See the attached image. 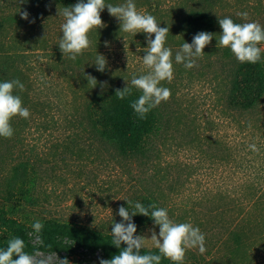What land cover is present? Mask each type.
I'll use <instances>...</instances> for the list:
<instances>
[{
	"label": "rangeland",
	"instance_id": "rangeland-1",
	"mask_svg": "<svg viewBox=\"0 0 264 264\" xmlns=\"http://www.w3.org/2000/svg\"><path fill=\"white\" fill-rule=\"evenodd\" d=\"M134 3L138 11L155 16L160 27H169L166 46L172 49L174 64L173 80L161 82L171 97L157 106L168 119L167 126L143 155L119 154L98 138L75 133L70 122L103 82L122 87L128 82L131 87L133 76L147 73L141 59L147 34L120 31L121 22L105 8L101 12L105 27L93 29L91 46L72 60L63 57L58 46L64 23L58 8L64 7L53 0L35 4L0 0V77L24 84V90L16 88L14 95L30 111L27 119H12L11 138L0 137V248L19 237L27 253L52 256L54 264L55 256L70 264H99L101 258L112 259L126 247L112 245L111 225L122 221L119 207L146 197L167 209L175 222L191 223L205 234L206 252L188 250L183 264H238L244 249L236 248L229 232L243 216L238 199L251 193L254 182H264V96L249 110L229 103L240 62L229 48L217 47L222 33L218 18L264 26V0ZM22 11L29 13L27 20L21 18ZM191 11L211 20V28L204 31L214 36L196 66L186 69L175 63L174 56L201 32L186 26L184 18ZM242 12L248 13L247 20L237 15ZM260 47L257 63L264 73V44ZM98 53L107 60L104 72L94 64ZM86 75L97 79L96 87L88 86ZM244 218L240 227L247 231V244L264 236V204ZM36 221L43 225L39 234L43 243L32 228ZM133 222L135 235L150 238L152 230L159 233L148 216L137 214ZM144 250L156 249L146 240ZM256 255L264 264V253ZM161 264L172 262L162 258Z\"/></svg>",
	"mask_w": 264,
	"mask_h": 264
},
{
	"label": "clouds",
	"instance_id": "clouds-1",
	"mask_svg": "<svg viewBox=\"0 0 264 264\" xmlns=\"http://www.w3.org/2000/svg\"><path fill=\"white\" fill-rule=\"evenodd\" d=\"M25 2V0H20ZM107 8L108 13L117 18L120 23V31L130 33L135 36L137 33L147 34V48L144 49L146 55L141 57L143 65L148 70L146 74L139 77L133 76L131 87L117 89L115 95L123 100L132 94V89L139 90L142 94L131 103L132 109L144 119L146 115L161 102H166L171 97V90L161 86L162 81L169 83L174 78L173 52L166 46V39L169 34V27H160L155 16L138 11L134 0H126V3L112 5L105 3V0H78L70 7L58 8V15H62L64 23L61 25L62 37L58 46L63 54L69 59L75 60L78 55H82L91 46L89 33L93 29H102L105 24L101 18V12ZM21 18L27 20L29 13L20 12ZM238 16L247 20L248 13H237ZM34 22V21H33ZM218 23L222 29L217 43L218 48H229L234 57L240 63L256 64L261 60L264 44V26L258 22L236 23L230 17L218 18ZM154 34V39L152 35ZM214 34L201 31L198 32L191 43L184 42L179 51L174 56L177 64H183L186 69L196 66V60L202 58L204 48L209 45ZM108 46V42H105ZM125 47V45H124ZM97 71L104 72L107 66L106 57L97 54L95 59ZM88 86L96 87L98 81L91 75H86ZM106 87V82L101 84ZM24 90V84L18 79L0 82V137L11 138L14 129L11 121L14 117L29 118L30 111L23 106L20 96L14 95V89ZM252 151H258L255 144H250ZM128 207H119L118 215L122 218L119 223L111 225L112 245L122 248L118 255L112 259H100L99 264H161L162 258L168 259L172 264H183L186 253L191 249H198L200 254L206 252V237L199 227L191 223H178L169 217L165 208L158 207L155 203L147 207L140 202L126 201ZM129 208L132 210L130 211ZM140 214L150 217L154 224L159 226L157 235L155 230L151 231V237L135 235L137 226L133 222V216ZM32 228L36 234V240L40 243V232L43 228L41 222L36 221ZM29 235H32L30 233ZM146 240H150L157 252L142 254ZM25 241L19 237H13L7 242L6 248H0V264H54L52 256L43 257L39 251L29 254L25 251ZM13 257H18L14 259ZM58 264H70V261L58 259Z\"/></svg>",
	"mask_w": 264,
	"mask_h": 264
},
{
	"label": "trees",
	"instance_id": "trees-1",
	"mask_svg": "<svg viewBox=\"0 0 264 264\" xmlns=\"http://www.w3.org/2000/svg\"><path fill=\"white\" fill-rule=\"evenodd\" d=\"M43 1L46 0H33L34 4ZM53 1L62 7L76 4V0ZM110 2L111 0H105L106 4ZM184 20L186 26L192 31H204L212 25L207 16L197 11L188 12ZM4 79L0 77V82H4ZM232 82L227 98L230 104L240 110H249L264 96V73L259 63L251 65L239 63ZM124 88L108 85L94 90L82 107L75 111V117L70 123L75 127V133H84L98 138L103 146L110 147L119 154L143 155L149 147L152 148V140L165 130L168 119L164 118L165 114L161 113L157 107L152 109L146 118H139L132 109L131 103L137 100L142 93L133 88L132 94L121 100L115 93L117 89L123 90ZM20 175V179L24 180V173L21 172ZM257 183H253L250 194L243 199H238L237 205L241 207L243 216L237 219L235 226L229 232V235L234 238L236 248L239 250L243 247L244 249L238 264H261V259L258 260L259 257L256 254L264 253V245L260 244L264 243V236L251 238V243L247 244V231L240 227V224L245 222L244 214L255 213L257 208L264 204V182L258 181ZM141 199L140 203L146 207L152 203L146 197ZM148 252L155 253L157 250L142 249V254Z\"/></svg>",
	"mask_w": 264,
	"mask_h": 264
}]
</instances>
